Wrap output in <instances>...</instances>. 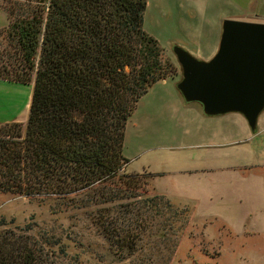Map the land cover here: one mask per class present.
Instances as JSON below:
<instances>
[{"label":"trees","instance_id":"trees-1","mask_svg":"<svg viewBox=\"0 0 264 264\" xmlns=\"http://www.w3.org/2000/svg\"><path fill=\"white\" fill-rule=\"evenodd\" d=\"M7 2L0 81L32 90L24 128L0 126V193L83 210L107 251L129 257L164 213L163 196L138 192L153 175L124 172V127L174 73L142 30L146 0ZM163 205L174 225L180 211ZM11 224L0 221V264H57L49 240Z\"/></svg>","mask_w":264,"mask_h":264},{"label":"rangeland","instance_id":"rangeland-1","mask_svg":"<svg viewBox=\"0 0 264 264\" xmlns=\"http://www.w3.org/2000/svg\"><path fill=\"white\" fill-rule=\"evenodd\" d=\"M7 1H0L4 14ZM11 2L26 4V0ZM255 16L264 21V0H146L142 30L156 41L162 61L169 63L174 73L151 85L139 98L126 121L122 142L124 172L162 175L157 182L160 189L171 186L172 191H180L182 180L176 175L186 171L232 168L242 178L241 186L250 191V201L240 204L230 197L229 213L237 211L236 217L243 214L246 221L264 215V110L252 133L240 114L205 118L197 104L182 105L175 87L180 71L172 47L208 61L217 52L223 21L246 22ZM4 45L1 39L0 49ZM31 90L32 83L0 87L1 123L24 128L27 111L23 108L25 101L30 102ZM13 110H18L15 119L20 118V122L8 118ZM230 141L234 144L212 148L218 142ZM150 180H143L147 183L138 192L159 195ZM166 197L180 211L178 221L171 224L172 216L163 205L166 198L160 199L164 214L155 217L145 232L144 249L129 257L107 251L85 211L52 200L39 203L0 193V221L12 223L10 226L31 225L30 235L53 244L57 264H264V233L251 236L247 228L236 233L219 219L194 217L180 195ZM152 214L150 211L146 216Z\"/></svg>","mask_w":264,"mask_h":264},{"label":"water","instance_id":"water-1","mask_svg":"<svg viewBox=\"0 0 264 264\" xmlns=\"http://www.w3.org/2000/svg\"><path fill=\"white\" fill-rule=\"evenodd\" d=\"M182 105H198L202 117L240 114L251 132L264 110V24L223 21L217 52L208 61L173 46Z\"/></svg>","mask_w":264,"mask_h":264},{"label":"crops","instance_id":"crops-1","mask_svg":"<svg viewBox=\"0 0 264 264\" xmlns=\"http://www.w3.org/2000/svg\"><path fill=\"white\" fill-rule=\"evenodd\" d=\"M259 19V17L255 16L254 18L247 19L245 21L264 23V21ZM6 24V15L0 9V30L4 28ZM4 85L19 86L20 84L0 81V87H4ZM28 106L29 104L25 101L23 110L25 112L27 111V114ZM17 113L18 110H13L10 113L8 118L11 119V122H20V118L15 119ZM0 124L3 123L0 122ZM231 144H234V142H218L213 144L212 148L220 146L226 147ZM176 176L178 177V180H182L181 184L179 185L180 191H172L173 189L171 186H168L169 189H160L157 182L159 177H163L162 175L152 176L150 180L152 188L156 193L166 199L168 198L166 196L172 194L180 195L181 198H184L185 200L183 203L184 207L191 208L192 214H194L193 216H198L196 218L207 216V218L204 219H219L224 225H226V227L232 229V231L236 233H240L242 230H244V228H247V231L251 236H257L259 233H264V215H262L261 218H257L252 221H246L243 214L239 217H236L238 214L237 211H233V215L229 213L230 205L228 204L227 199L230 197L236 201L239 200L240 204L243 201L246 203H248L247 200L250 201V191L247 187L241 186L242 178L239 176V174H237V172L233 171L232 168L223 169L215 167L210 169H200L195 171H186L182 175L179 174ZM169 177L173 176L170 175ZM171 181H173V179H171ZM167 200L170 202L169 199ZM219 212H221L222 215H220Z\"/></svg>","mask_w":264,"mask_h":264}]
</instances>
